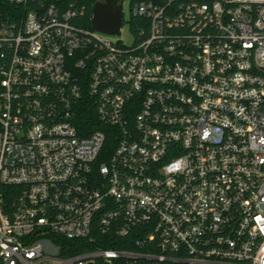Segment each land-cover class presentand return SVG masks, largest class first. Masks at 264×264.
<instances>
[{"label": "built area", "instance_id": "built-area-1", "mask_svg": "<svg viewBox=\"0 0 264 264\" xmlns=\"http://www.w3.org/2000/svg\"><path fill=\"white\" fill-rule=\"evenodd\" d=\"M85 11L0 0V264H264V0Z\"/></svg>", "mask_w": 264, "mask_h": 264}, {"label": "water", "instance_id": "water-1", "mask_svg": "<svg viewBox=\"0 0 264 264\" xmlns=\"http://www.w3.org/2000/svg\"><path fill=\"white\" fill-rule=\"evenodd\" d=\"M123 0H99L93 5L90 24L93 30L110 36L119 34Z\"/></svg>", "mask_w": 264, "mask_h": 264}, {"label": "trees", "instance_id": "trees-1", "mask_svg": "<svg viewBox=\"0 0 264 264\" xmlns=\"http://www.w3.org/2000/svg\"><path fill=\"white\" fill-rule=\"evenodd\" d=\"M95 0H78L79 4H82L86 7V11L83 17V22L86 27L91 29V24H90V16L91 12L93 9V4ZM7 192L5 193V201L6 202H11L13 200V190L14 187H7Z\"/></svg>", "mask_w": 264, "mask_h": 264}, {"label": "rangeland", "instance_id": "rangeland-1", "mask_svg": "<svg viewBox=\"0 0 264 264\" xmlns=\"http://www.w3.org/2000/svg\"><path fill=\"white\" fill-rule=\"evenodd\" d=\"M128 7L129 0H124L122 5V13L125 19H128ZM114 39L121 41L124 45H130L133 41V38L128 30V26L124 24L118 36Z\"/></svg>", "mask_w": 264, "mask_h": 264}]
</instances>
